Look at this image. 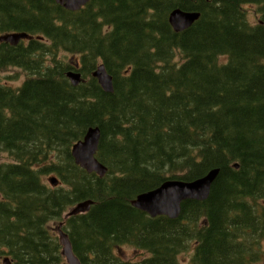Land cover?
Masks as SVG:
<instances>
[{
  "label": "trees",
  "instance_id": "1",
  "mask_svg": "<svg viewBox=\"0 0 264 264\" xmlns=\"http://www.w3.org/2000/svg\"><path fill=\"white\" fill-rule=\"evenodd\" d=\"M175 9L200 18L176 32ZM11 33L31 38L0 42V153L11 159L0 164V258L66 264L50 224L92 201L63 226L81 264L264 260V0H92L76 12L0 0V36ZM100 64L113 93L93 77ZM12 69L26 75L19 87L1 80ZM91 127L104 177L72 156ZM216 168L209 198L184 201L177 219L131 204ZM124 246L140 258L125 259Z\"/></svg>",
  "mask_w": 264,
  "mask_h": 264
},
{
  "label": "water",
  "instance_id": "2",
  "mask_svg": "<svg viewBox=\"0 0 264 264\" xmlns=\"http://www.w3.org/2000/svg\"><path fill=\"white\" fill-rule=\"evenodd\" d=\"M56 3L69 11H79L92 0H55ZM200 13L187 12L181 9L172 11L169 22L176 32H182L190 28L198 19ZM26 33H11L0 36V42L18 45L22 40L30 39ZM93 77L97 79L102 89L107 93L114 92L113 77L107 72L104 64H100ZM68 78L73 86H78L82 82V75L77 71L68 73ZM102 138L100 127H91L87 131L83 140L78 141L72 147V156L75 163L88 173H95L99 177H104L108 168L97 158V152ZM220 173V169H213L205 176L193 180H167L154 190L143 192L132 200L131 204L135 208L147 213L150 217L167 216L177 219L182 211V204L187 200L205 201L211 194L212 187ZM53 186H57L59 181L56 177L49 179ZM92 201H84L73 206L65 215V220L79 214L87 213ZM64 222L57 227L59 242L62 247V256L68 264H81L80 260L73 252L72 244L68 234L62 230ZM5 264H11L6 258Z\"/></svg>",
  "mask_w": 264,
  "mask_h": 264
},
{
  "label": "rangeland",
  "instance_id": "3",
  "mask_svg": "<svg viewBox=\"0 0 264 264\" xmlns=\"http://www.w3.org/2000/svg\"><path fill=\"white\" fill-rule=\"evenodd\" d=\"M248 17H249V21L251 23H256L257 21V17H256V12H257V7L254 5H248L245 6ZM222 60H226V58H223ZM26 75L24 72H22L21 70H10L7 71L5 73L1 74V80L3 82H7L9 85L13 86V87H19L25 80ZM11 159L9 158V156L5 153H0V164L4 163V162H9ZM51 177V176H50ZM49 180V179H48ZM52 186V185H51ZM59 223H51L50 224V228L55 230V233L57 234V236H59V233L57 231V227H58ZM120 254L127 260H138L140 258V252H137L134 248L130 247V246H124L120 249ZM144 255V254H143ZM6 256V255H5ZM5 256L0 258V264H5L3 259ZM260 264H264V260L260 262Z\"/></svg>",
  "mask_w": 264,
  "mask_h": 264
},
{
  "label": "bare ground",
  "instance_id": "4",
  "mask_svg": "<svg viewBox=\"0 0 264 264\" xmlns=\"http://www.w3.org/2000/svg\"><path fill=\"white\" fill-rule=\"evenodd\" d=\"M81 141V140H80Z\"/></svg>",
  "mask_w": 264,
  "mask_h": 264
}]
</instances>
